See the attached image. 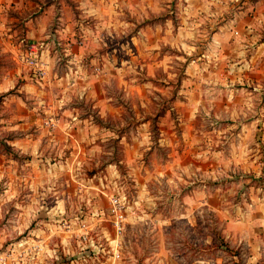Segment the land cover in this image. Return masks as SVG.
<instances>
[{
  "label": "rangeland",
  "instance_id": "rangeland-1",
  "mask_svg": "<svg viewBox=\"0 0 264 264\" xmlns=\"http://www.w3.org/2000/svg\"><path fill=\"white\" fill-rule=\"evenodd\" d=\"M74 8L77 17L81 12L76 5ZM2 15L0 84L9 78L10 72H15L18 65L27 70L26 75H32V71L20 62L21 53L29 45L24 35L28 16L24 13L16 16L12 9ZM57 26L56 20H52L48 30L53 33ZM57 43L55 70L51 72L48 65L44 78L48 76L52 82L60 80L61 75L66 78V74H76L75 64L68 63L64 56L71 50L63 52V49H71V44L66 43L69 46L65 48L62 43ZM78 45L83 44L79 42ZM104 63L99 61L90 66L89 62L88 66L95 77L106 79L105 90L112 98V111L105 117L82 98L75 100L70 90L49 95H55L56 101L65 97L63 107L53 113L39 110L35 104L38 103L37 97L25 98L26 103L35 106L43 118V125L50 132L47 137L55 134L66 107L81 110L82 116L73 117L74 120L92 118L91 122L106 129L90 133L93 139L85 140L82 163L65 162L57 173L50 172L51 166L47 163V175L38 186L37 180L34 179V183L32 180L38 174L32 157L14 150L8 143L14 134L8 130L14 126L9 112L12 109L10 101L20 95L16 90L27 81L18 78L14 85L9 81L6 92L0 93V264L99 263L95 256L86 257V251H96L86 248L89 245L84 237L88 236L92 241L100 239L106 245L107 239L113 241L117 238L108 218V209L110 196L118 193L126 197L128 207L122 245L118 248L121 257L113 260L107 254L104 258L100 256L101 261L108 264H249L245 257L246 242H250L248 233L253 236L250 233L253 230L242 224L250 213L242 204L248 197L246 191H214L219 182L222 188L226 187L232 173L227 168L222 172L226 175L217 178L220 147L203 142L186 149L180 124L182 119L186 123L191 119L178 115L176 110L170 114V124L175 128L173 138L178 142L167 147L160 141L163 133L159 126L166 124L160 118H164L179 100L185 99V95H181L180 82L184 76V64L175 66L176 76L169 80V84H153L148 69L140 71L125 67L122 76L117 78V67L107 70ZM208 72L210 70L204 74ZM43 80L35 78L34 84L45 92L48 85L44 88ZM61 88L58 86V90ZM217 117H193V124L199 131L192 134L203 141L207 139L205 135L215 139L218 132L206 131H213L222 123ZM73 118L67 119L70 122ZM141 125L147 126L144 132L150 135L152 147L147 151L139 147L137 154L132 155ZM44 139L41 140L45 142L42 151L52 155L54 149H46L49 146ZM61 150L66 157L72 151L68 148ZM227 150L230 153L229 148ZM182 154L184 160H178ZM192 156L198 157L196 162L202 166L201 170H193L196 163L188 164ZM109 164L116 165L114 172H109ZM194 187L206 188V191H192ZM258 193L262 200L263 192ZM256 236L264 237V233ZM107 250V253L111 252L109 247ZM251 264H264V256Z\"/></svg>",
  "mask_w": 264,
  "mask_h": 264
},
{
  "label": "crops",
  "instance_id": "crops-1",
  "mask_svg": "<svg viewBox=\"0 0 264 264\" xmlns=\"http://www.w3.org/2000/svg\"><path fill=\"white\" fill-rule=\"evenodd\" d=\"M75 5L81 12L77 17L73 12ZM10 9L16 16L22 13L28 16L24 30L26 40L29 44L42 42L44 60L51 72L55 70L57 42L65 48L71 44V49H63V52L71 50L64 56L68 63L75 64L76 70L75 75L66 74V78L61 75L58 81H49L47 76L43 83L44 88L48 85L45 89L49 92L40 90L34 84L33 72L31 76L26 75L27 70L20 65L0 84L1 93L6 92L9 81L12 85L18 78L27 81L16 90L24 98L16 95L10 101L14 126L8 130L14 134L8 143L36 163L38 174L32 178L33 183L36 179L38 186L45 179L47 163L51 166L50 172L55 173L65 162L82 163L85 140H92L93 132L106 129L91 122L92 118L74 120L73 117L82 116L81 110L66 107L55 136L47 137L50 132L44 127L43 118L25 98L37 97L35 104L39 110L53 113L63 107L65 97L56 101L55 95H49L70 90L75 100L82 98L105 117L112 111V98L105 90L106 79L95 77L92 70L89 72V62L90 66L105 62L107 70L117 67V78L122 76L125 67L148 69L153 84H169L176 76L175 66L182 63L181 95L184 94L185 99L179 100L160 118L166 122L159 126L163 133L160 141L167 147L178 142L173 138L175 128L170 124V114L176 110L178 115L191 119L190 123L182 119L180 124L186 149L203 142L220 147L218 174L227 168L232 173L227 179L228 185L222 188L219 182L214 191H246L248 197L242 204L250 213L242 224L253 230L250 231L253 236L248 233L250 242H246L245 257L249 264L261 260L264 237L256 235L264 233V0H145L143 6L141 0H115V3L113 0H0V23L4 21L3 12ZM52 20L58 25L53 33L48 30ZM79 42L83 45L79 46ZM207 70L209 74H204ZM58 86L62 88L58 90ZM10 88L13 87L10 85ZM215 100L218 103L214 104ZM200 115L218 116L222 120L213 131H206L218 132L215 139L205 135L207 139L203 141L192 134L199 131L192 118ZM69 117L73 118L70 122ZM43 137L49 146L45 148L54 149L52 155L42 151ZM63 148L72 150L70 156H63ZM134 149L132 155L137 154V143ZM197 158L192 156L188 164L196 163L193 170L199 171L202 166L196 162ZM179 159L184 160L183 154ZM191 189L206 191V188ZM259 191L263 192L262 200ZM237 221L242 222L239 218Z\"/></svg>",
  "mask_w": 264,
  "mask_h": 264
},
{
  "label": "built area",
  "instance_id": "built-area-1",
  "mask_svg": "<svg viewBox=\"0 0 264 264\" xmlns=\"http://www.w3.org/2000/svg\"><path fill=\"white\" fill-rule=\"evenodd\" d=\"M20 62L33 72L35 78L43 80L46 77L48 64L44 60V45L42 43H30L26 50L21 53ZM109 205L108 218L117 238L113 241L107 239L108 245H106L100 239L98 241H92V238L90 239L88 236L84 237L85 242L89 245L86 248L91 247L93 251H96L95 253L86 251V257L91 258L95 256L99 260L97 264H108L105 261H101L100 256L104 258L109 254L113 260H118L121 257L118 248L122 245L121 238H123L127 221L128 207L126 197L119 193L113 194L109 198ZM108 247L111 249L112 254H110L111 252L107 253Z\"/></svg>",
  "mask_w": 264,
  "mask_h": 264
},
{
  "label": "clouds",
  "instance_id": "clouds-1",
  "mask_svg": "<svg viewBox=\"0 0 264 264\" xmlns=\"http://www.w3.org/2000/svg\"><path fill=\"white\" fill-rule=\"evenodd\" d=\"M113 2L115 3V0H113ZM144 4H145V0H141V6H143ZM126 6H128V5H126ZM113 15H119V13H113ZM117 23H118V21H117ZM231 98H232L231 95H229V99H231ZM217 119L219 120L220 117H217ZM146 128H147L146 125H141L142 138H141V136L135 137V142L139 145L140 149H143L145 151H147L150 147H152L150 135L147 134L146 132H144V129H146ZM109 135H114V134H109ZM162 146H163V144H161V147ZM115 168H116L115 164H109L108 165L109 172H114ZM220 175H226V173L218 174L217 178H219ZM189 223H192V221L190 220Z\"/></svg>",
  "mask_w": 264,
  "mask_h": 264
}]
</instances>
